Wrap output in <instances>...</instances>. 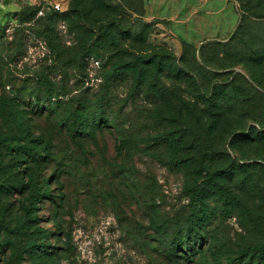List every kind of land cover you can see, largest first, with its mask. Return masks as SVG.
Listing matches in <instances>:
<instances>
[{"label":"rangeland","instance_id":"obj_1","mask_svg":"<svg viewBox=\"0 0 264 264\" xmlns=\"http://www.w3.org/2000/svg\"><path fill=\"white\" fill-rule=\"evenodd\" d=\"M108 1L107 14L121 25L105 48L101 25L110 18L93 0H0L5 111L16 107L14 98L22 102L29 136L57 155L41 172L54 198L34 208L30 164L0 144V264H166L160 241L202 209L214 217L220 263L231 264L228 254L260 239L259 228L240 223L264 226V141L257 139L264 65L253 57L264 48L258 3L244 14L242 0ZM243 16L251 25L236 39ZM118 65L126 71L111 78ZM46 79L63 92L51 101L54 112H35L24 92L40 91L47 101ZM87 98L111 121L77 137L73 113ZM17 118L0 114V134L28 128ZM43 241L49 254L29 248Z\"/></svg>","mask_w":264,"mask_h":264},{"label":"trees","instance_id":"obj_2","mask_svg":"<svg viewBox=\"0 0 264 264\" xmlns=\"http://www.w3.org/2000/svg\"><path fill=\"white\" fill-rule=\"evenodd\" d=\"M257 1V12H254V16L258 20H264V0H256ZM96 2V3H95ZM243 6H244V14L246 12L251 11V8L253 9V6H251L252 0H242ZM93 3L97 6L99 4L100 8L104 10V12L107 14L108 12L113 11L112 2L108 0H93ZM91 3L92 8L94 7V4ZM248 7V9L246 8ZM70 11H68V14ZM55 14L60 15L55 12ZM109 18L111 17L109 14H107ZM62 16V15H60ZM108 19V17H107ZM104 20V19H103ZM102 21V20H101ZM105 21V20H104ZM121 24L119 20H116L115 17L112 19L110 18L108 22L105 24H102V29H104L106 34H100V39L104 40L100 45L105 48H109L110 43H116V35L112 32L113 27L117 26L119 27ZM251 25V23L247 22V17H242V23L240 24L238 31L236 35L234 36L236 39L243 38V33L241 31H245L244 29ZM1 26V24H0ZM122 31H125V29H122ZM133 34V33H132ZM131 33H128V37L132 36ZM139 38L140 36L137 35ZM143 39V37H142ZM106 40V41H105ZM109 41V43H107ZM93 51L91 49L86 50V55H91ZM253 57L259 58V64L264 65V48L262 51L253 52ZM139 60V62H141ZM163 62L162 59L160 60V63ZM137 65H139L137 63ZM125 65H118L115 66V68L112 71V77L115 78L116 76H121L125 68L123 67ZM135 78H138L141 80L142 76H139L137 72H134ZM43 82V81H42ZM43 83H46L47 89H45V93L49 96L47 101L41 99L40 91L37 93L34 91L31 92H24L26 94V106L28 105V108L31 107L33 111L36 112H42V110H48V112H54L55 103L51 101H57L60 100V96L63 92V90L60 87H57L53 85L49 80H44ZM258 85L264 89V82L258 81ZM28 95V96H27ZM59 98V99H58ZM19 99V98H18ZM14 103L12 105L16 104V107L12 108L9 111L5 106L9 103H7L6 99H3L0 97V114H6L7 112H13L16 116H18L17 119H15V123L19 124V126H27L28 128L21 129L22 131L17 134H11L12 132H8L7 134H0V144L6 149L8 154H12L13 158L15 160L23 161L27 160L28 164H30V167H27L31 170L30 176L31 180L35 182V193L33 195V207L36 208V205L39 203L40 205L46 202L47 200H53L52 190H47L46 187L41 185L42 179H41V172H43V165L47 162H49L52 159H56L53 150H51L50 147L46 146L40 147L34 137L31 135L29 136L31 130L33 132V129L30 127V122L26 120L25 117H22V111L25 112V114H29V110L22 104L20 101H16L14 98ZM50 102V103H49ZM92 100L90 98L84 99V101L78 100L79 106L78 109L73 113L74 118L72 120V132L74 136L79 137V134L83 135H91L92 132H90V129H93L94 132L96 129V124H99L102 120L105 122L106 120L108 122L111 121V118L106 116L104 113V107L103 105H100L98 108H95V105H92ZM49 103V104H48ZM69 108V107H68ZM67 108V109H68ZM19 109V112H16ZM32 111V110H31ZM27 112V113H26ZM86 112V113H85ZM85 113V114H83ZM82 117H87V120H90L88 124L84 123L82 121ZM89 118V119H88ZM66 123V122H65ZM257 139L264 141V127H261L260 130H258L257 133ZM255 162H249V163H241L239 164V167H248L253 166ZM45 179V178H44ZM48 183L50 185V180L46 179L43 181V183ZM190 196L192 197V200H197V197L199 195V187L194 186L190 188ZM213 215H210L207 213V210L202 209L200 214L191 213L187 219V227L186 229H178L174 235V237L170 240L163 238L160 242L161 246V253L160 255L163 258V261L167 264L168 261L177 260L178 264H221L217 250L215 249V243L216 239L214 238V235L212 233L213 229H210L209 227L212 225ZM38 219L36 216L34 220ZM33 220V219H32ZM242 227L245 229H249L247 225H245L244 222H249V225L251 227L256 226L259 228L260 232V239L257 241H252L251 243L241 246L238 250H235L227 255V260L231 264H264V226L263 223H260L253 219H248V221H242ZM262 224V225H261ZM154 229L161 233L162 235H165L164 230H160L159 225L153 224ZM187 240L188 247H185V243ZM193 241V243H192ZM194 241L201 244V246L198 248L196 245H194ZM0 245H5L2 241H0ZM36 243H30L29 248H34L33 251L37 253H44L49 254V244L47 242H41L39 244V247H35ZM183 250H179V249ZM190 250H189V249ZM182 252V253H181Z\"/></svg>","mask_w":264,"mask_h":264},{"label":"built area","instance_id":"obj_3","mask_svg":"<svg viewBox=\"0 0 264 264\" xmlns=\"http://www.w3.org/2000/svg\"><path fill=\"white\" fill-rule=\"evenodd\" d=\"M54 7H55L56 10H61L60 4H56V5H54Z\"/></svg>","mask_w":264,"mask_h":264}]
</instances>
